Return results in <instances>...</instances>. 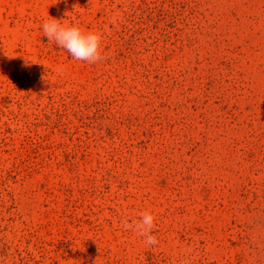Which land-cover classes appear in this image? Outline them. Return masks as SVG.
<instances>
[{"label":"rangeland","instance_id":"374dc122","mask_svg":"<svg viewBox=\"0 0 264 264\" xmlns=\"http://www.w3.org/2000/svg\"><path fill=\"white\" fill-rule=\"evenodd\" d=\"M0 264H264V0H0Z\"/></svg>","mask_w":264,"mask_h":264},{"label":"clouds","instance_id":"9594fccd","mask_svg":"<svg viewBox=\"0 0 264 264\" xmlns=\"http://www.w3.org/2000/svg\"><path fill=\"white\" fill-rule=\"evenodd\" d=\"M63 20L51 18L42 25V30L48 41L67 51L69 55L79 61L97 63L104 59L101 52L103 40L102 33L84 31L76 25H67ZM155 217L150 212L140 214L139 220L129 221L127 217L122 218L121 224L126 230H133L144 237V243L154 246L158 243L156 236L152 233Z\"/></svg>","mask_w":264,"mask_h":264}]
</instances>
